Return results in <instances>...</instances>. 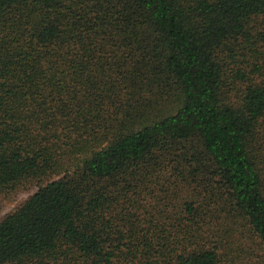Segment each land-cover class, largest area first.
I'll return each mask as SVG.
<instances>
[{
	"label": "trees",
	"instance_id": "16d2710c",
	"mask_svg": "<svg viewBox=\"0 0 264 264\" xmlns=\"http://www.w3.org/2000/svg\"><path fill=\"white\" fill-rule=\"evenodd\" d=\"M0 264H264V0H0Z\"/></svg>",
	"mask_w": 264,
	"mask_h": 264
},
{
	"label": "rangeland",
	"instance_id": "374dc122",
	"mask_svg": "<svg viewBox=\"0 0 264 264\" xmlns=\"http://www.w3.org/2000/svg\"><path fill=\"white\" fill-rule=\"evenodd\" d=\"M58 178L50 176L44 179H30L23 182L15 191L0 195V222L21 207L40 187Z\"/></svg>",
	"mask_w": 264,
	"mask_h": 264
}]
</instances>
